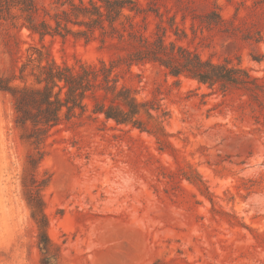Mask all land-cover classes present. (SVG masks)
Returning a JSON list of instances; mask_svg holds the SVG:
<instances>
[{
	"label": "rangeland",
	"instance_id": "1",
	"mask_svg": "<svg viewBox=\"0 0 264 264\" xmlns=\"http://www.w3.org/2000/svg\"><path fill=\"white\" fill-rule=\"evenodd\" d=\"M20 2L0 0V80L33 85L39 64L104 62L156 121L141 112L145 130L117 126L88 100L51 130H22L0 90V264H264V95L129 65L140 38L165 31L264 84V0H139L116 31L42 36L28 27L55 28L68 0Z\"/></svg>",
	"mask_w": 264,
	"mask_h": 264
},
{
	"label": "trees",
	"instance_id": "2",
	"mask_svg": "<svg viewBox=\"0 0 264 264\" xmlns=\"http://www.w3.org/2000/svg\"><path fill=\"white\" fill-rule=\"evenodd\" d=\"M22 1L20 2L22 5L27 4V0ZM59 1L61 5L66 3ZM138 1L78 0L76 4L74 0H68L69 10H63L53 19L55 28L43 21L39 27L31 25L28 29L41 36L52 30L58 34L62 31L70 33L67 24H71L86 28V31L77 32V34H85L95 29L104 31V24H107L110 31H116V24L121 25L122 19L132 25L131 14H139L142 11ZM149 11L158 15L155 10ZM139 42L138 49L129 56V65L152 62L173 78L184 76L209 89L218 87L223 93L230 89H238L256 102L264 95V84L250 76L245 69L232 65L229 61L213 63L202 60L182 47L171 42L167 43L165 31L154 41L142 37ZM38 57L41 61V54ZM253 59L260 61L257 58ZM37 67L38 74H32L33 85H11L0 80V90L8 92L12 97L15 125L22 130L29 125L33 130H51L63 119L73 116L76 110L85 112L88 108V100L92 102L90 110L93 115L102 116L105 121H112L117 126L130 125L145 130L143 122L138 119L141 112H144L149 120L156 121L151 113L156 111L153 106L137 102L127 89L117 87V80L112 76L114 67L111 64L80 63L76 67L60 66L50 62L46 65L39 64ZM43 222L45 224V220ZM37 224L40 240L47 246V239L43 234L44 225L40 222Z\"/></svg>",
	"mask_w": 264,
	"mask_h": 264
}]
</instances>
